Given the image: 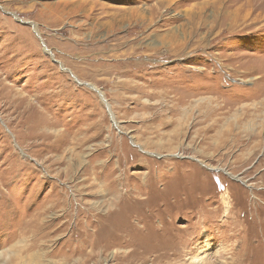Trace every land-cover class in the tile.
<instances>
[{
  "label": "rangeland",
  "instance_id": "rangeland-1",
  "mask_svg": "<svg viewBox=\"0 0 264 264\" xmlns=\"http://www.w3.org/2000/svg\"><path fill=\"white\" fill-rule=\"evenodd\" d=\"M0 5V264H264V0Z\"/></svg>",
  "mask_w": 264,
  "mask_h": 264
},
{
  "label": "bare ground",
  "instance_id": "bare-ground-1",
  "mask_svg": "<svg viewBox=\"0 0 264 264\" xmlns=\"http://www.w3.org/2000/svg\"><path fill=\"white\" fill-rule=\"evenodd\" d=\"M0 7L1 8H3L4 10H6L7 11V9L4 7V6H2V5H0ZM8 12V11H7ZM12 15L14 16V17H16V18H18L17 17V15H14V13L12 12ZM31 26H32V28L34 29V32H35V34L38 36V37H40V34H39V31H38V27H37V25L35 24V23H33V22H28ZM41 41V40H40ZM43 43V42H42ZM44 48V51L47 53V54H49V56H51V57H53V54L51 53V50L50 49H48L46 46H45V44H43L42 45ZM57 61V63H59V65L61 66V69L62 70H67V71H69L70 72V70H68L59 60H56ZM72 73V72H71ZM72 75L74 76V74L72 73ZM88 86H90V88L91 89H93V90H96L98 93H100V95H101V100H103L104 102V104H105V106H106V108H107V110H108V112L110 113V116H111V118H112V120L115 122V124H116V120H115V116L112 114V112H111V110H110V106H109V104H108V102L104 99V96H103V94H102V92L96 87V86H94V85H92V84H87ZM140 148L142 149V147L140 146ZM204 259V257L203 256H200L199 258H194L193 259V261H196V262H198V263H200V260H203Z\"/></svg>",
  "mask_w": 264,
  "mask_h": 264
}]
</instances>
